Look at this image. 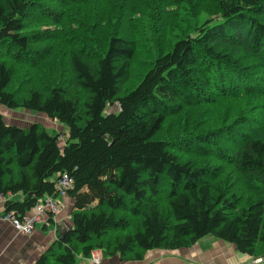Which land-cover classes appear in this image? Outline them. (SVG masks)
Listing matches in <instances>:
<instances>
[{
    "label": "trees",
    "instance_id": "1",
    "mask_svg": "<svg viewBox=\"0 0 264 264\" xmlns=\"http://www.w3.org/2000/svg\"><path fill=\"white\" fill-rule=\"evenodd\" d=\"M0 103L65 128L0 111V196L20 194L3 214L73 179L72 225L32 264L207 235L264 255V0H0ZM182 120L195 130L169 136Z\"/></svg>",
    "mask_w": 264,
    "mask_h": 264
},
{
    "label": "crops",
    "instance_id": "2",
    "mask_svg": "<svg viewBox=\"0 0 264 264\" xmlns=\"http://www.w3.org/2000/svg\"><path fill=\"white\" fill-rule=\"evenodd\" d=\"M10 197L18 198L20 194L0 196L1 215L5 199ZM58 199L60 212L52 221L37 223L31 234L19 232L10 220L0 216V264H32L63 230L71 227L74 200L68 194L59 195ZM250 260L251 257L239 252L234 244L207 235L190 247L147 251L143 259H123L120 255L103 254L99 264H245ZM79 264L97 263L88 257H81Z\"/></svg>",
    "mask_w": 264,
    "mask_h": 264
},
{
    "label": "rangeland",
    "instance_id": "3",
    "mask_svg": "<svg viewBox=\"0 0 264 264\" xmlns=\"http://www.w3.org/2000/svg\"><path fill=\"white\" fill-rule=\"evenodd\" d=\"M117 108H118V105H117V102H115L114 104H109V107L105 109V112H108L109 110L115 111V110H117ZM208 109L209 110H207L208 111L207 117L215 118L218 111L212 110L214 108L208 107ZM0 111L4 114L6 120L9 123H16V124H19L21 126L26 127V126H30L33 122L37 121V122L44 124L50 131H60L61 132L65 129L63 125H61L59 122H57V120L50 119L46 114H44L42 112L30 111V110H26L24 108L9 109V108L5 107L4 105H2L1 103H0ZM181 124L182 125L184 124L183 129H182V125L171 122V124L169 125L170 127H168V131L166 133L169 136H175V134H178V133L181 134L184 132L194 131L196 128V123L194 121L182 120ZM199 127L201 129H205V128L210 127V126H206V125L200 126L199 125ZM178 152L181 154L183 159L194 158V159L200 161V163L208 162V163L214 164V165H218V164L222 165L224 162L218 158H215L214 156L204 157L201 155L196 156L194 154H188L187 152H183V151H178ZM221 177H223V176H221ZM246 255H248V254H246ZM263 256L264 255H262L259 258H262V260H264ZM249 262H252V263L254 262L253 264H259L260 261L256 262L255 259H251ZM249 262H247V263H249Z\"/></svg>",
    "mask_w": 264,
    "mask_h": 264
},
{
    "label": "built area",
    "instance_id": "4",
    "mask_svg": "<svg viewBox=\"0 0 264 264\" xmlns=\"http://www.w3.org/2000/svg\"><path fill=\"white\" fill-rule=\"evenodd\" d=\"M72 186V179L64 173L59 176L56 182V189L58 192L57 196L46 195L40 199L37 204L33 207L31 212L24 218H19L16 215L10 213H5L0 216L10 220L16 229L23 234H31L39 222H47L50 217L56 216L61 210V203L58 199L59 195H64L68 193V189ZM103 257L102 249H95L88 256L93 262L99 264ZM256 262H262V258H255ZM259 262V263H260Z\"/></svg>",
    "mask_w": 264,
    "mask_h": 264
},
{
    "label": "bare ground",
    "instance_id": "5",
    "mask_svg": "<svg viewBox=\"0 0 264 264\" xmlns=\"http://www.w3.org/2000/svg\"><path fill=\"white\" fill-rule=\"evenodd\" d=\"M5 118V117H4ZM232 157V156H231ZM72 181H73V179H72ZM73 185V184H72ZM69 190V189H68ZM69 192V191H68ZM65 195V194H64ZM98 249V248H97ZM103 250V249H102ZM109 254V253H108ZM254 263V262H253ZM263 263V262H262Z\"/></svg>",
    "mask_w": 264,
    "mask_h": 264
}]
</instances>
